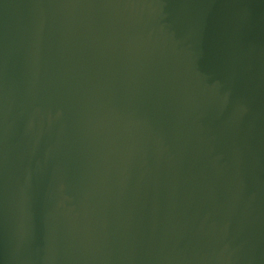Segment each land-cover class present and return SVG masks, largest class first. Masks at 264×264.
<instances>
[{"label":"water","instance_id":"obj_1","mask_svg":"<svg viewBox=\"0 0 264 264\" xmlns=\"http://www.w3.org/2000/svg\"><path fill=\"white\" fill-rule=\"evenodd\" d=\"M0 264H264V0H0Z\"/></svg>","mask_w":264,"mask_h":264}]
</instances>
